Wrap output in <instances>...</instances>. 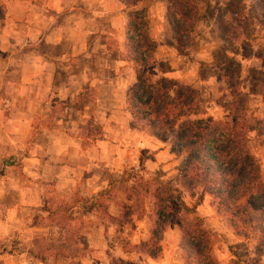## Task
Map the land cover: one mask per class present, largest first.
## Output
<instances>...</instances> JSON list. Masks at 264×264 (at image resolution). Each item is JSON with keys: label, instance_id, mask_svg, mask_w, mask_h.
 <instances>
[{"label": "crops", "instance_id": "obj_1", "mask_svg": "<svg viewBox=\"0 0 264 264\" xmlns=\"http://www.w3.org/2000/svg\"><path fill=\"white\" fill-rule=\"evenodd\" d=\"M137 10L163 77L156 64L174 42L168 0H0V98L10 100L0 109V264H194L176 225L161 233L156 257L134 248L151 238L154 199L137 206L130 188L139 177L176 185L183 159L130 126L137 75L125 29ZM198 191L206 201L178 194L203 217L212 258L241 264L220 246L224 216Z\"/></svg>", "mask_w": 264, "mask_h": 264}, {"label": "trees", "instance_id": "obj_2", "mask_svg": "<svg viewBox=\"0 0 264 264\" xmlns=\"http://www.w3.org/2000/svg\"><path fill=\"white\" fill-rule=\"evenodd\" d=\"M118 1L130 7L142 0ZM199 12L195 0H168L167 21L174 42L182 50L189 46ZM225 13L236 18L237 23L243 20L264 22V0H237L236 5H226L223 13L217 15L205 9L201 11L203 17L217 19L222 39L231 44L237 38V30L228 25ZM147 24L144 11L128 14L126 55L134 63L137 75V81L126 94L130 126L163 142L169 141L171 151L182 155L183 159L177 173V186L172 182L151 183L139 177L130 188L137 206L142 205L147 195L154 199L151 238L133 247H141L149 256L156 257L161 233L176 225L181 231L179 245L186 259L194 264H216L210 253L211 235L204 227L203 217L184 206L178 194V189L190 196L202 190L217 212L226 217L236 235L256 234V253L264 254V180L259 159L249 145L251 133L264 139V117L250 119L246 115L245 94L231 57L236 49L224 45L214 55L216 62L223 64L220 77L234 99L227 105L230 119L210 116L190 119L200 114L198 91L190 85H179L158 76L153 57L156 44L146 34ZM165 66L160 63V70Z\"/></svg>", "mask_w": 264, "mask_h": 264}, {"label": "rangeland", "instance_id": "obj_3", "mask_svg": "<svg viewBox=\"0 0 264 264\" xmlns=\"http://www.w3.org/2000/svg\"><path fill=\"white\" fill-rule=\"evenodd\" d=\"M195 1L200 12L192 26L189 46L182 50L172 41V53L165 45L162 47L164 55L162 61H166L167 64L163 69L164 72H161L163 77L179 85H190L192 87L194 85V88L198 91L200 114L191 116L190 119L210 116L214 119L229 120L230 115L227 111V105L234 99L224 80L220 77L223 73V70H221L223 64L216 62L214 55L224 45L229 48L234 46L236 50L231 54V57L238 68L240 85L242 92L245 94L246 115L250 119L264 117V22L255 20L244 22L243 20L242 23H237L236 18L229 13H225L224 18L228 25L236 27L237 30V38L230 44L222 39L221 27L217 19L203 17L201 11L205 9L208 12L216 13V15L222 14L226 5H236L237 0ZM179 55L181 56L179 57ZM183 55H189V59H184ZM199 57L203 60L197 61ZM224 61L222 63H225ZM160 63L162 62L158 61L156 64L157 69L160 68ZM249 145L252 153L259 159L264 180V139L251 133ZM144 152L145 156H148L147 151ZM176 160L177 158L174 159V161ZM141 171L144 172L140 166L134 177L140 175ZM195 196L197 202L201 198L207 200V196H204L200 191H197ZM209 201L211 203V200ZM224 219L228 225L225 216ZM220 240L223 243H220V246L226 245L228 251L234 255L238 263L264 264V254L256 253V234L249 237L238 236L229 228V232L220 235Z\"/></svg>", "mask_w": 264, "mask_h": 264}, {"label": "built area", "instance_id": "obj_4", "mask_svg": "<svg viewBox=\"0 0 264 264\" xmlns=\"http://www.w3.org/2000/svg\"><path fill=\"white\" fill-rule=\"evenodd\" d=\"M10 106V100L6 98H0V109L8 108Z\"/></svg>", "mask_w": 264, "mask_h": 264}]
</instances>
